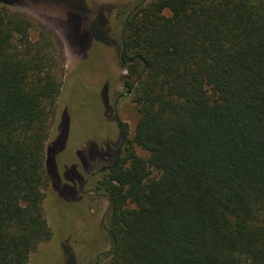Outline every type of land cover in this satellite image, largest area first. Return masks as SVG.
Masks as SVG:
<instances>
[{
	"label": "trees",
	"instance_id": "1",
	"mask_svg": "<svg viewBox=\"0 0 264 264\" xmlns=\"http://www.w3.org/2000/svg\"><path fill=\"white\" fill-rule=\"evenodd\" d=\"M16 1L0 0V264H28L52 238L48 140L65 76ZM118 14L139 118L132 134L117 119L120 142L101 155L99 264H264V0H137Z\"/></svg>",
	"mask_w": 264,
	"mask_h": 264
},
{
	"label": "rangeland",
	"instance_id": "2",
	"mask_svg": "<svg viewBox=\"0 0 264 264\" xmlns=\"http://www.w3.org/2000/svg\"><path fill=\"white\" fill-rule=\"evenodd\" d=\"M136 1L17 0L9 6L50 32L65 67L48 140V146L54 141L53 183L44 190L53 234L31 254L28 264H99L109 249L102 225L108 201L97 188L103 163L90 165L86 156H101L119 144L117 119L132 134L139 118L112 43L121 30L118 11ZM92 146L99 153L92 154Z\"/></svg>",
	"mask_w": 264,
	"mask_h": 264
},
{
	"label": "flooded vegetation",
	"instance_id": "3",
	"mask_svg": "<svg viewBox=\"0 0 264 264\" xmlns=\"http://www.w3.org/2000/svg\"><path fill=\"white\" fill-rule=\"evenodd\" d=\"M96 152L99 153L98 148L92 146V154H93V153H96ZM101 152H102V151H101ZM102 154H103V153H102ZM102 154H101V155H102ZM84 158H85V157H84ZM87 158L90 160V161H89V162H90V165H91L92 163H94V162H101V160H102V159H101V156L94 155V154H93V155H88V156H86V159H87ZM62 185H63V184H62ZM66 186H67V185H66ZM67 187H68V186H67ZM60 193H61V194H60ZM59 195L63 196L64 194H63V192L60 191V192H59Z\"/></svg>",
	"mask_w": 264,
	"mask_h": 264
}]
</instances>
